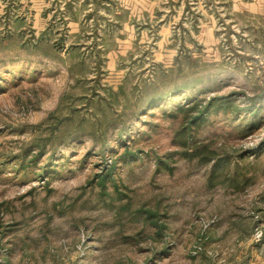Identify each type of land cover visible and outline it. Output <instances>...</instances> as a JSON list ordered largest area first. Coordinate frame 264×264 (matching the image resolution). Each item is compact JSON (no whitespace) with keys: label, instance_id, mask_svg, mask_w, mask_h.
Wrapping results in <instances>:
<instances>
[{"label":"rangeland","instance_id":"rangeland-1","mask_svg":"<svg viewBox=\"0 0 264 264\" xmlns=\"http://www.w3.org/2000/svg\"><path fill=\"white\" fill-rule=\"evenodd\" d=\"M0 264H264V0H0Z\"/></svg>","mask_w":264,"mask_h":264},{"label":"trees","instance_id":"trees-1","mask_svg":"<svg viewBox=\"0 0 264 264\" xmlns=\"http://www.w3.org/2000/svg\"><path fill=\"white\" fill-rule=\"evenodd\" d=\"M151 104H147V107ZM163 104L158 105L162 107ZM219 102L217 98H209L208 102L205 99L198 101H190L187 105H178L176 111H178L186 121L189 122V126L193 127L194 124H199L204 120L205 110L208 108H218ZM188 140H185L182 144L184 148H188ZM201 148H196L192 154H189L191 157H202L203 154L200 150ZM210 159V158H208ZM102 182H105V177L102 179Z\"/></svg>","mask_w":264,"mask_h":264},{"label":"crops","instance_id":"crops-1","mask_svg":"<svg viewBox=\"0 0 264 264\" xmlns=\"http://www.w3.org/2000/svg\"><path fill=\"white\" fill-rule=\"evenodd\" d=\"M134 17H138V16H136V14H134ZM134 19V18H133Z\"/></svg>","mask_w":264,"mask_h":264}]
</instances>
